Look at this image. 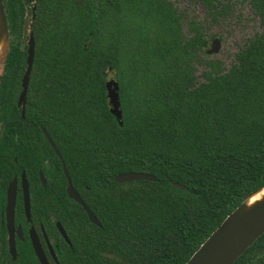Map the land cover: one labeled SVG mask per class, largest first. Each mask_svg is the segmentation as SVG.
<instances>
[{
	"label": "trees",
	"instance_id": "16d2710c",
	"mask_svg": "<svg viewBox=\"0 0 264 264\" xmlns=\"http://www.w3.org/2000/svg\"><path fill=\"white\" fill-rule=\"evenodd\" d=\"M25 1L35 3L25 116L34 112L46 129L100 224L68 220L71 246L57 251V264H185L264 186V0H243L263 31L226 71L210 65L200 82L194 64L207 46L204 27L170 0ZM198 1L212 22L232 11L228 1ZM2 3L9 46L0 112H19L24 6ZM109 74L118 83L120 125L109 112ZM126 172L156 181H114Z\"/></svg>",
	"mask_w": 264,
	"mask_h": 264
},
{
	"label": "flooded vegetation",
	"instance_id": "af4514ba",
	"mask_svg": "<svg viewBox=\"0 0 264 264\" xmlns=\"http://www.w3.org/2000/svg\"><path fill=\"white\" fill-rule=\"evenodd\" d=\"M187 1L190 3V0ZM240 2L244 4L232 6L231 12L235 10L234 18L237 21L245 22L246 18L251 15L252 18L257 19L256 23L259 27L258 17L252 12L247 1L240 0ZM22 4L24 12L21 43L26 51L30 32L33 37L32 26H34L35 3L34 1L27 3L22 0ZM33 7L34 16L32 17L31 9ZM204 9L207 13L206 7ZM182 10L186 14L185 8ZM225 17L228 16L226 15ZM186 19L189 20L188 18ZM25 21L26 27H24ZM206 28L207 25H205L203 30L204 35ZM182 30L187 34L188 27L186 22H183ZM213 38L205 36L207 46L204 50L198 51L199 57L213 56L206 54ZM238 50L233 54L234 60ZM25 67L22 71V76ZM194 67L196 68L197 65L194 64ZM22 76L19 81L20 89L16 98V106L19 112H0V264H19L20 259L25 260L32 257L38 263L29 238V233L32 230L37 236L48 263L57 264V251H63L64 246H71L65 230L66 222L71 220L75 224H79L83 222V217L85 216L88 223L87 228L89 226V229H91L93 224L89 221L81 205L67 196V180L63 173V167L68 176L69 173L53 141L51 140L59 156L56 155L47 142L43 134L45 132L48 135L46 129L42 125L34 123L36 119H31L35 116L34 112L31 113V117L26 118L25 112H21V107L17 105L18 96L22 89ZM48 137L50 138L49 135ZM69 179L75 192L83 201L81 186L75 185L70 176ZM13 180L14 188L9 190ZM24 186L29 204L28 216L24 207ZM83 203L85 204L84 201ZM68 212L72 214V217L67 216L66 213ZM57 224L64 230L70 244L61 236ZM254 243L247 248L249 250L237 264H264V245H254ZM51 251L56 261L53 259Z\"/></svg>",
	"mask_w": 264,
	"mask_h": 264
},
{
	"label": "water",
	"instance_id": "95a60500",
	"mask_svg": "<svg viewBox=\"0 0 264 264\" xmlns=\"http://www.w3.org/2000/svg\"><path fill=\"white\" fill-rule=\"evenodd\" d=\"M32 17L34 16V7L31 9ZM26 27V21L24 24ZM8 29L6 22L5 10L2 0H0V68L3 60L7 55ZM221 41L218 37L212 39L209 49L206 51L207 55H215L219 52ZM34 53V42L32 33H29L25 58V71L21 79V92L18 96L17 105L21 107V112H24L25 95L29 82ZM106 96L110 106L109 112L115 117L118 124H121V110L118 93V83L114 79H109L105 82ZM47 142L52 147L57 156H59L57 149L52 143L51 139L44 132ZM63 173L67 180L66 193L67 196L76 201L84 209L89 221L95 225L100 226L99 222L83 203L80 197L75 192L71 185L69 176L63 167ZM116 183H128L133 181H156V178L145 172H126L114 177ZM173 187L185 189L184 186L171 182ZM14 188V180L10 184L9 190ZM264 190V186L248 196L241 204L233 209L216 227V229L201 243V245L194 251L185 264H233L241 254L253 244L262 234H264V193L253 202H248L251 197ZM24 207L25 213L28 216V198L26 195V188L24 186ZM57 228L64 238L70 244L64 230L57 224ZM30 242L39 264H49L46 260L37 236L34 231L29 233ZM52 257L56 261L53 252Z\"/></svg>",
	"mask_w": 264,
	"mask_h": 264
},
{
	"label": "rangeland",
	"instance_id": "374dc122",
	"mask_svg": "<svg viewBox=\"0 0 264 264\" xmlns=\"http://www.w3.org/2000/svg\"><path fill=\"white\" fill-rule=\"evenodd\" d=\"M228 1L232 6L243 5L240 0H221ZM220 1V2H221ZM177 8L184 9L188 19H194L198 24H201L207 28L205 30V36L207 38L218 37L221 41V47L219 52L211 57H199L197 58V67L195 68V78L197 81H202V71L207 69L210 65H219L221 71H226L234 61L233 54L236 50L248 41L250 38L259 34L263 29L257 26L256 18H252L251 15L246 18L245 22L236 20L234 18V11L231 12L228 17L218 19L216 22H212L207 15L206 10L200 4L198 0H170ZM236 6V7H237ZM190 14V17H189ZM238 23V24H237ZM114 79L113 74H109L106 80Z\"/></svg>",
	"mask_w": 264,
	"mask_h": 264
},
{
	"label": "bare ground",
	"instance_id": "6f19581e",
	"mask_svg": "<svg viewBox=\"0 0 264 264\" xmlns=\"http://www.w3.org/2000/svg\"><path fill=\"white\" fill-rule=\"evenodd\" d=\"M264 193V190H262L261 192H259L258 194H256V195H254L253 197H251L250 199H249V203L250 202H253L254 200H256V199H258L262 194Z\"/></svg>",
	"mask_w": 264,
	"mask_h": 264
}]
</instances>
